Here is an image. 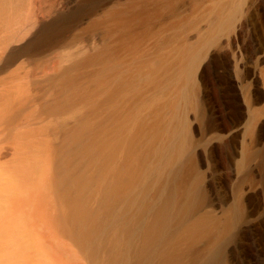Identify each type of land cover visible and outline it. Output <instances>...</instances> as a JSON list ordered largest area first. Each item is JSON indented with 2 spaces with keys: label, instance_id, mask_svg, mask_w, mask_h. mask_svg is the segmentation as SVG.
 <instances>
[{
  "label": "bare ground",
  "instance_id": "6f19581e",
  "mask_svg": "<svg viewBox=\"0 0 264 264\" xmlns=\"http://www.w3.org/2000/svg\"><path fill=\"white\" fill-rule=\"evenodd\" d=\"M28 1L0 14V264L264 255L254 0H83L47 24Z\"/></svg>",
  "mask_w": 264,
  "mask_h": 264
},
{
  "label": "rangeland",
  "instance_id": "374dc122",
  "mask_svg": "<svg viewBox=\"0 0 264 264\" xmlns=\"http://www.w3.org/2000/svg\"><path fill=\"white\" fill-rule=\"evenodd\" d=\"M0 1H2L0 3V8L2 7L0 9V14L3 11L5 12L6 10L10 11L11 7H9L7 5L9 3L11 4L12 0L10 2H8L9 0L8 1L7 0H0ZM3 1H5L6 3ZM29 1H31V0H29ZM36 2H37V4L35 5V7L34 8L32 7L31 9H28V10H29V12L33 18H35L36 20H41L46 24L51 22L58 13L62 14V15L69 14V13H75L76 10L79 8V6L81 4H84V3H82L83 0H36ZM26 4H28V3H26ZM8 7H9V9H8ZM25 9H27V8H25ZM28 10H26V12ZM248 14L250 16H249V19H247V24L244 27V30H243L244 37H243V40L241 42L244 44L252 42L253 45L255 44L254 45L255 47H258L259 44L261 45V43H262L261 37H260L261 36L260 32H261V29L264 28V23H263L264 0H254L251 3L250 7L248 8ZM74 29L71 30V32H70L71 35L77 32V30H76L77 28H74ZM24 60H31V59H29L28 57H23V59L19 60V63H20V61L22 62ZM67 63L68 62H65L63 64L66 65ZM18 64L16 63V65H18ZM9 72L10 71H7L6 73L1 74L0 77L1 78L5 77V76L7 77V74ZM44 85H45L44 87H47L46 83ZM43 117H46V116L44 115ZM46 118L48 119L49 117H46ZM46 118H45V120L48 121V123H50L51 119L49 121V119L47 120ZM45 120H44V122H45ZM45 123H44V125H45ZM47 125H49V124H47ZM232 187H233V183L223 182L222 193L221 192L219 193V192H217L218 187L216 188L215 185L213 187L211 186V189H212L211 190L212 191L211 196H212L213 202L215 204L221 202L222 195L223 194L226 195L227 193L230 194L232 192ZM214 189H215V191H214ZM216 194H218V195H216ZM262 229H263L262 243H263V248H264V225H263ZM248 237L245 236L244 237L245 239L243 238L239 242H235V243L231 242L229 244L231 260L233 262L232 264H247V263L248 264L249 263L250 264H264L263 263L264 258L262 259V256L264 257V255L260 256V254L257 252V248H256L253 240L250 237L249 238ZM246 248H247V250H246ZM243 257L245 258V261H243Z\"/></svg>",
  "mask_w": 264,
  "mask_h": 264
}]
</instances>
